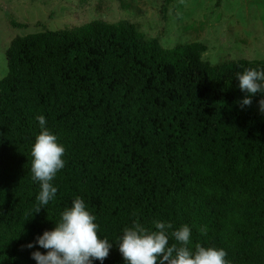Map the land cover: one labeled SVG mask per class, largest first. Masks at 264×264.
I'll return each instance as SVG.
<instances>
[{"label":"trees","instance_id":"1","mask_svg":"<svg viewBox=\"0 0 264 264\" xmlns=\"http://www.w3.org/2000/svg\"><path fill=\"white\" fill-rule=\"evenodd\" d=\"M207 49L164 47L126 20L12 40L0 79V264H36L31 253L47 250L26 245L77 196L112 241L134 220H166L188 224L193 246L225 248L230 264H264V113L259 94L241 106L235 77L264 59L213 65ZM39 115L65 145V167L56 198L34 213ZM103 264H123L115 243Z\"/></svg>","mask_w":264,"mask_h":264},{"label":"rangeland","instance_id":"2","mask_svg":"<svg viewBox=\"0 0 264 264\" xmlns=\"http://www.w3.org/2000/svg\"><path fill=\"white\" fill-rule=\"evenodd\" d=\"M129 21L167 48L201 41L213 65L264 59V0H0V79L17 36L71 29L93 20Z\"/></svg>","mask_w":264,"mask_h":264},{"label":"clouds","instance_id":"3","mask_svg":"<svg viewBox=\"0 0 264 264\" xmlns=\"http://www.w3.org/2000/svg\"><path fill=\"white\" fill-rule=\"evenodd\" d=\"M239 89L245 93L241 106L252 103L259 94L260 111L264 113V68L250 67L237 73ZM39 133L31 147V179L39 184L35 212L45 209L56 198L58 188L53 183L57 173L65 167V145L59 136L47 127L43 115L36 117ZM100 225L87 202L75 197L60 213L54 227L44 230L26 247L38 245L47 251L31 253L36 264H93L108 257L115 243L123 264H230L223 247L192 244V229L188 224L173 228L166 220H154L146 227L139 220L126 226L118 239L99 235ZM201 231H205L201 229ZM170 241H175L170 243Z\"/></svg>","mask_w":264,"mask_h":264}]
</instances>
